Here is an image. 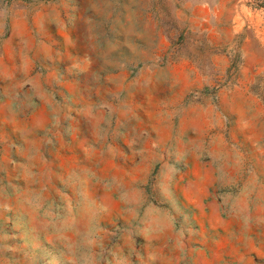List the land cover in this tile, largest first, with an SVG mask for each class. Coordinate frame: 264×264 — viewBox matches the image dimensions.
<instances>
[{
    "label": "rangeland",
    "instance_id": "obj_1",
    "mask_svg": "<svg viewBox=\"0 0 264 264\" xmlns=\"http://www.w3.org/2000/svg\"><path fill=\"white\" fill-rule=\"evenodd\" d=\"M0 264H264V0H0Z\"/></svg>",
    "mask_w": 264,
    "mask_h": 264
}]
</instances>
